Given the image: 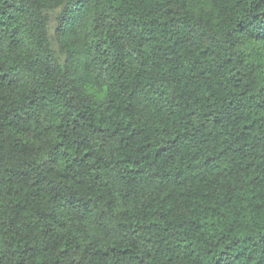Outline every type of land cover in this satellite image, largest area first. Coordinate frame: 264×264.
<instances>
[{
    "label": "trees",
    "instance_id": "16d2710c",
    "mask_svg": "<svg viewBox=\"0 0 264 264\" xmlns=\"http://www.w3.org/2000/svg\"><path fill=\"white\" fill-rule=\"evenodd\" d=\"M0 264H264V0H0Z\"/></svg>",
    "mask_w": 264,
    "mask_h": 264
}]
</instances>
